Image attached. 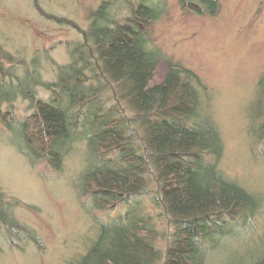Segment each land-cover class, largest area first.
Wrapping results in <instances>:
<instances>
[{"label":"trees","instance_id":"trees-1","mask_svg":"<svg viewBox=\"0 0 264 264\" xmlns=\"http://www.w3.org/2000/svg\"><path fill=\"white\" fill-rule=\"evenodd\" d=\"M116 1L104 0L90 13L82 43L68 49L70 63L58 69L55 83L43 85L48 100L36 95L34 76L15 79L0 68V106L21 99L31 109L23 119L0 112V126L15 136L21 154L52 170L73 145L85 143L81 194L92 210L118 212L98 225L77 264H206L232 230H247L258 201L218 169L221 139L203 109L198 78L173 66L155 81L149 28L158 13L145 0H122L127 16L119 22L110 17ZM177 2L196 15L217 11V0ZM256 89L250 119L264 134V74ZM3 199L0 191V229L9 243L19 235L36 241ZM255 249L248 258L231 255L228 264H264V244Z\"/></svg>","mask_w":264,"mask_h":264},{"label":"rangeland","instance_id":"rangeland-1","mask_svg":"<svg viewBox=\"0 0 264 264\" xmlns=\"http://www.w3.org/2000/svg\"><path fill=\"white\" fill-rule=\"evenodd\" d=\"M103 1L0 0V68L15 79L23 80L26 73L34 76L40 82L36 95L48 100L43 85L55 83L58 69L70 63L68 49L82 43L90 13ZM128 1L136 5L141 0ZM145 1L159 15L149 28L150 48L158 57L155 81L173 66L198 78L203 109L221 139L218 169L258 201L247 230H232L231 237L207 253L206 264H228L236 254L248 258L264 244V134L249 112L264 74V0H217L214 15L181 10L177 0ZM126 5L116 1L110 17L122 22ZM0 112L23 119L31 109L17 99L1 105ZM16 142L0 126V191L4 208L36 241L19 235L9 243L1 228L0 264H77L95 240L98 225L118 208L97 212L81 194L79 178L88 166L84 142L73 145L59 170L29 160ZM159 229L165 228L160 224ZM163 242L159 239L157 245L164 248ZM242 244L247 252L240 253Z\"/></svg>","mask_w":264,"mask_h":264}]
</instances>
